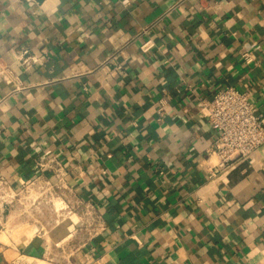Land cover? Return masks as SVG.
Segmentation results:
<instances>
[{"label":"crops","instance_id":"1","mask_svg":"<svg viewBox=\"0 0 264 264\" xmlns=\"http://www.w3.org/2000/svg\"><path fill=\"white\" fill-rule=\"evenodd\" d=\"M24 49L43 64L25 70ZM0 67V177L35 193L55 159L102 226L52 225L41 203L49 232L29 239L22 200L0 264H264V146L212 177L201 114L235 87L264 119V0H0Z\"/></svg>","mask_w":264,"mask_h":264},{"label":"built area","instance_id":"2","mask_svg":"<svg viewBox=\"0 0 264 264\" xmlns=\"http://www.w3.org/2000/svg\"><path fill=\"white\" fill-rule=\"evenodd\" d=\"M153 47L154 44L146 42L142 49L148 52ZM243 57L247 63L252 61L250 53H245ZM44 60V55L32 54L28 49L21 50L15 55V62L27 71L33 70L34 66L42 65ZM2 70L6 80L12 81L15 78L14 70L10 66ZM160 104L161 113L166 102L161 101ZM201 114L218 133L209 151L217 160L210 170L212 177L238 161L247 160L256 150L264 146V119L258 115V108L249 91H241L235 87L218 91L212 99L201 100ZM38 170L41 173L51 171L53 176L48 179L43 178L39 186L40 190L35 193L27 191L29 185L17 190L6 178L0 177L1 226L3 227L2 221L7 209L17 203L23 204L21 202L23 200L27 207V211L24 212L32 222L24 227L20 236L33 239L48 234V225L42 223L39 218L46 208L53 215L52 225L60 224L78 214L86 222L87 228V222L90 221V229L97 234L102 226H99L100 216L95 206L86 204L85 208L80 209V206L73 201L70 202L69 194L63 192L66 186H69L67 170L55 159L39 162ZM41 203L47 207L42 209Z\"/></svg>","mask_w":264,"mask_h":264},{"label":"rangeland","instance_id":"3","mask_svg":"<svg viewBox=\"0 0 264 264\" xmlns=\"http://www.w3.org/2000/svg\"><path fill=\"white\" fill-rule=\"evenodd\" d=\"M19 232L21 233V230H19Z\"/></svg>","mask_w":264,"mask_h":264},{"label":"bare ground","instance_id":"4","mask_svg":"<svg viewBox=\"0 0 264 264\" xmlns=\"http://www.w3.org/2000/svg\"><path fill=\"white\" fill-rule=\"evenodd\" d=\"M30 239V238H29Z\"/></svg>","mask_w":264,"mask_h":264}]
</instances>
